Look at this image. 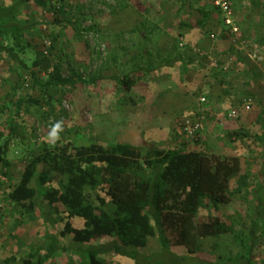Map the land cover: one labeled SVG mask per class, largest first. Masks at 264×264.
<instances>
[{
    "label": "rangeland",
    "instance_id": "rangeland-1",
    "mask_svg": "<svg viewBox=\"0 0 264 264\" xmlns=\"http://www.w3.org/2000/svg\"><path fill=\"white\" fill-rule=\"evenodd\" d=\"M62 2L53 0L57 8ZM11 3L13 0H0V4ZM66 4L64 17L79 20L72 25L74 32L69 35L65 30L49 25L50 13L35 2L24 6L18 14L23 23L37 24L26 33L32 49L21 55L29 66L40 54L52 55L49 48L51 35L60 31V39L65 41L54 53L66 55L61 54L60 60L51 56L52 61L49 59L36 69L41 83H57L48 88L51 99L45 98L44 88L34 85L29 69L14 63L8 54H0V132L3 133L0 136V172L3 169L1 156L5 152L12 163L11 176L0 179L1 258L11 255L23 258L48 242L43 220L27 221L22 225L16 223L6 194L21 176L25 159L38 152L43 142L53 143L48 137L56 121H63L64 131L59 140L62 142H156L160 148L187 146L207 151L201 137L199 140L192 138L177 127L183 126L186 119L199 121L202 125V121L192 114V108L205 112L215 109L216 152L238 151L244 170L250 171L248 183H258L259 169L263 168L260 160L264 155V146L257 138L264 134V0H231V23L226 22L227 16L213 0H66ZM205 13L210 15L206 26L179 29L180 20L203 19ZM142 22L149 24L151 29L143 27ZM91 27L94 30L89 31ZM138 27L140 29L134 31ZM235 28H238L237 32ZM254 40L259 46L247 58ZM239 54L240 62L236 60ZM163 57H185L186 64L195 70L189 72L187 67L185 73V62L181 59L171 66L157 68L143 78L138 79L136 74L138 84L131 92L122 91L110 80L114 75L131 71L135 65L146 67L147 62L156 65ZM245 66L256 68L259 76L252 88L254 95H245L243 103L239 104L238 83L240 86L246 83L247 76L242 70ZM237 70L241 73H236ZM94 77H102V80L85 82ZM195 84H200V88ZM225 90L229 94L222 97L221 92ZM233 112L235 117L230 118L229 113ZM150 113L154 117L147 122ZM235 121H241L243 128L239 141L230 142L231 149L227 146L226 132L228 125ZM13 125L18 133L6 148ZM240 183L241 178H235L233 190ZM261 189L264 197V187ZM258 190L254 189L253 193L257 194ZM96 194L102 195L100 190L93 191L92 196ZM244 195V188L236 192L232 204L223 207V211L227 217L240 220L243 225L236 224V229L240 232L244 229L246 233L252 224L254 205L252 200H244ZM39 201L43 209H48L42 196ZM260 204L264 205V202ZM72 223L83 226L80 219H73ZM258 223L254 263L264 264V213ZM63 225L58 223L59 227ZM56 234L60 237L57 231ZM244 238L243 247L233 235L204 239L206 251L214 257L208 260L213 264H219V261L234 264L250 247L251 235L247 233ZM61 239L68 245L72 235ZM148 248L149 254L141 250L139 253L144 257L149 255L151 264H206L191 256L184 247H165L157 236L151 238ZM78 263V256L68 252L57 253L49 260V264Z\"/></svg>",
    "mask_w": 264,
    "mask_h": 264
},
{
    "label": "trees",
    "instance_id": "trees-1",
    "mask_svg": "<svg viewBox=\"0 0 264 264\" xmlns=\"http://www.w3.org/2000/svg\"><path fill=\"white\" fill-rule=\"evenodd\" d=\"M33 2L50 13L49 25L65 30L68 35L74 32L72 25L79 20L64 17L66 0L59 8L53 0H13L11 4H0V54H8L14 63L29 69L34 85L44 88L45 98L48 96L51 99L48 88L57 83H41L36 69L49 61L51 56L60 60L61 54L66 55L54 53L65 41L60 39L58 31L50 36L51 56L40 54L30 66L24 61L22 53L32 49L26 33L37 24L23 23L18 14L24 6ZM209 17L205 13L203 19L180 20L178 27L201 28L209 22ZM142 23L143 27L151 29L149 24ZM138 29L140 27L134 31ZM182 58L163 57V61L156 65L152 62H147L146 67L135 65L131 71L114 75L110 80L116 82L122 91L131 92L138 84L136 74L138 79L143 78L157 68L171 66ZM101 80L102 77H94L85 82ZM153 117L154 114L150 113L147 122ZM177 128L187 132L184 124ZM201 129L202 125L192 138L199 140ZM17 133V127L13 125L8 133L6 148ZM226 135L232 139L239 134L227 131ZM257 138L264 146V134ZM1 160L3 169L0 179H8L12 163L6 152ZM260 162L263 165L259 169L260 180L256 185H249L247 178L250 171L244 170L242 156L234 151L219 153L187 146L160 148L156 142H43L38 152L25 159L21 176L7 191L6 202L19 225L43 220L48 242L37 246L23 258L15 255L0 257V264H49L50 258L61 252L77 255L78 264H112L105 259L107 254L132 258L135 264H151L150 256L140 255L139 249L146 247L149 240L156 236L165 247H184L191 256L213 264L208 260L214 257L206 251L204 239L233 235L243 247L247 233L251 235L250 247L246 249V255L240 254L234 264H255L258 219L264 213V205L260 204L264 202L261 195L264 155ZM237 177L241 178V183L233 190L232 182ZM243 188V199L252 200L254 205L252 224L246 233L244 229H241L242 232L236 229L240 220L227 217L223 211V207L232 204L236 192ZM257 188L259 192L254 194L253 190ZM98 190L102 195L92 196L93 191ZM39 196L47 201L48 209H43ZM73 219L82 220L83 226H75ZM59 222L64 224L63 227L58 226ZM67 235H72V239L65 245L61 238Z\"/></svg>",
    "mask_w": 264,
    "mask_h": 264
},
{
    "label": "crops",
    "instance_id": "crops-1",
    "mask_svg": "<svg viewBox=\"0 0 264 264\" xmlns=\"http://www.w3.org/2000/svg\"><path fill=\"white\" fill-rule=\"evenodd\" d=\"M258 46L259 45H258V42L256 40L251 41V44H250L251 51H250V53L247 52L248 53L247 54V58H248V55L251 56V53H253L252 51L254 50V48L255 47L257 48ZM241 59H242L241 54L236 56V60H238L239 62L241 61ZM182 60L185 62V68H184L185 73H187L186 72L187 67L189 68V72H190V70H192V73H193V71L195 69L194 68L191 69L190 65L186 64L187 63L186 62L187 59H185V57H183ZM247 61H248V59H247ZM242 70L246 74L247 77H246L245 85H243V86L241 85L240 86V83H238L239 84V86H238L239 89L238 90H240L238 92H239V94H241V95L238 96L239 99H240V100L238 99L239 100L238 101L239 104L243 103L242 101H244V99L246 98L245 95H254L253 92H252V88L255 85V79H256L255 76H257L256 73L258 74V71H255V70H257L256 68H248V67L245 66V67H243ZM237 72L241 73L240 70H237L236 73ZM194 86L197 87V88H200L199 87L200 84H197V85L195 84ZM205 87L206 86H204V88ZM241 87H243V88L240 89ZM246 90H249V91H246ZM240 92H243V93H240ZM221 94H223L222 95V97H223L224 95H228L229 91L225 90V91L221 92ZM192 110H193L192 114L196 117V119H199L200 121H202V129H201V132H200L201 133L200 136H201V140L205 143V145L208 148L207 151L216 152L217 151L216 145H218L216 143L217 142L216 141V134H217L216 130H218V129H217V123L214 121V120H216L215 109L212 112L211 111H206L205 112V111H201V110L196 109V108H192ZM227 128H228L227 131H233V132H237L239 134V136H234L232 139L229 138L228 136H226V139L228 141L227 146H229L232 149V146L230 145L231 144L230 142L234 143V141H235V143H236V142L239 141L238 138L241 137V131H242L241 129L243 128V123L241 121H239V122L235 121L233 123L231 122V125H228ZM236 153H238V151H236ZM249 185H253V184L249 183ZM232 188H233V186H232ZM150 240H149V242H148L146 247L139 249V250H141L140 252L144 251L145 254H149L150 250H149L148 247H149V244H150ZM104 257L108 261L112 262V264H135V260L134 259L126 257V256L118 255V254H107Z\"/></svg>",
    "mask_w": 264,
    "mask_h": 264
},
{
    "label": "built area",
    "instance_id": "built-area-1",
    "mask_svg": "<svg viewBox=\"0 0 264 264\" xmlns=\"http://www.w3.org/2000/svg\"><path fill=\"white\" fill-rule=\"evenodd\" d=\"M214 5L220 10L222 11L226 16H227V23H231L232 20L230 19V14H231V0H213ZM238 28H235V32H237ZM202 100L204 101L205 98L203 97ZM236 113H229V117H235ZM184 125H185V129L187 130V132L194 136L196 134L197 131H199V129L201 128V123L198 121H192L190 119H186L184 121Z\"/></svg>",
    "mask_w": 264,
    "mask_h": 264
},
{
    "label": "clouds",
    "instance_id": "clouds-1",
    "mask_svg": "<svg viewBox=\"0 0 264 264\" xmlns=\"http://www.w3.org/2000/svg\"><path fill=\"white\" fill-rule=\"evenodd\" d=\"M64 131L63 121H56L52 126L49 132V140L53 143L61 139L60 134Z\"/></svg>",
    "mask_w": 264,
    "mask_h": 264
}]
</instances>
